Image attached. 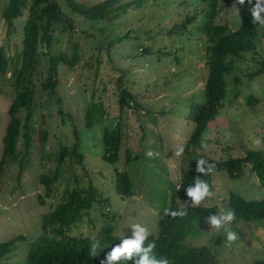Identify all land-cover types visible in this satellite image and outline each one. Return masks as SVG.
I'll return each instance as SVG.
<instances>
[{
	"label": "rangeland",
	"instance_id": "374dc122",
	"mask_svg": "<svg viewBox=\"0 0 264 264\" xmlns=\"http://www.w3.org/2000/svg\"><path fill=\"white\" fill-rule=\"evenodd\" d=\"M56 1L61 20L52 27L51 46L46 49L39 44L37 48L39 63L31 80L32 118L27 121L25 110L19 111L17 149L0 168V243L24 237L0 264H23L31 242L41 236L63 235L54 212L68 191L93 187L96 195L88 213L65 235L94 238L111 228L113 235L125 238L132 235L134 223L156 235L165 210L185 206L176 190L191 159L206 156L223 161L243 158L248 151L264 154L261 27L253 49L232 57L233 70L225 77L224 106L207 125L200 146L185 150L194 129L188 115L193 105L204 101L213 55L214 41L204 28L209 22L237 29L240 18L234 0H223L214 8L205 0H148L139 7H122L118 15L95 22L69 11L65 0ZM74 1L93 4L101 0ZM8 3L0 0V48L12 59L9 68L0 73V160L8 109L16 95L14 57L22 50L28 16L23 10L12 30L2 16ZM245 11L250 13L248 8ZM59 55L74 62L56 65L58 83L51 95L42 90L46 79L42 71L48 69L50 57ZM122 96L125 101L121 104ZM25 124L31 130L29 143ZM112 129L121 139L114 164L103 158L102 143L105 130ZM255 139L261 143L256 145ZM180 146L184 152L177 157L174 153ZM62 148H75L83 156L82 163L76 156H66L54 193L47 197L40 177L57 170L61 156L57 153ZM116 171L126 174L131 195L116 191ZM211 178L214 195L202 206L229 208L230 193L248 201L264 200V186L249 165L239 178H231L223 170ZM206 219L198 221L188 234L187 246L206 247L219 264H253L264 259V222L231 223L238 240L229 245L224 230L210 228Z\"/></svg>",
	"mask_w": 264,
	"mask_h": 264
},
{
	"label": "trees",
	"instance_id": "16d2710c",
	"mask_svg": "<svg viewBox=\"0 0 264 264\" xmlns=\"http://www.w3.org/2000/svg\"><path fill=\"white\" fill-rule=\"evenodd\" d=\"M69 11L77 13L88 22H95L112 18L118 15L122 7H139L148 0H101L93 4L76 3L74 0H65ZM212 8L218 6L223 0H205ZM232 1V0H229ZM235 2V0H234ZM56 0H9L8 5L3 9L2 16L9 28L13 30L14 21L20 18L23 10H27L28 16L23 27L22 50L14 57L15 73V91L14 100L9 106V121L3 137L2 158L0 168L7 157L14 155L20 134L21 121L18 117L21 109L25 110L26 120H30L33 115V84L32 77L38 67L37 48L43 44L49 49L52 42V27L61 20V13ZM255 3V0H253ZM239 15V26L231 31L226 26H212L208 22L204 31L211 40L212 59L209 63V72L204 88V101L201 104H195L191 107L188 118L194 123V129L186 142L185 150L197 148L201 144L202 134L207 125L214 120L220 109L224 106L226 99V81L225 77L233 70L234 60L232 57H239L243 53L250 52L255 44L259 25L252 23L251 13L246 14L245 6L236 4ZM208 16L212 12H206ZM191 19H188L189 22ZM186 22V23H187ZM186 23L182 24V32ZM51 62L48 69L42 71L46 79L42 82V90L53 94L56 86V65L62 62L71 65L74 60L67 59L64 55L50 57ZM11 56L0 48V73L3 74L9 68ZM264 68V62L262 64ZM3 71V72H2ZM250 100V98H249ZM125 101L124 96L120 102ZM250 103V101H248ZM27 142L30 141V128L27 124L23 125ZM45 132H43L44 140ZM103 158L114 164L117 159V153L120 148V133L116 129L105 130L103 139ZM73 148L72 151L62 148L57 154L61 155L57 159V170L52 175L43 174L40 177V183L45 187V195L49 197L54 193L53 185L57 181L59 168L66 156H76L77 162L82 163L83 156L78 154ZM203 157L208 163H215L217 171H225L231 178H239L243 174L245 166L260 180V185L264 186V154L260 151H248L243 158H229L218 161L206 156H198L191 159L186 168H184L178 189L177 196L188 201L186 189L194 183L197 176L212 185V174L204 175L197 173L196 162ZM117 172L116 191L123 195H131L130 182L123 172ZM94 188L87 190L68 191L63 202L57 207L54 216L63 229L61 237L41 236L29 244L23 264H100L112 247L121 242L123 238L112 234L111 228H105L94 238H83L81 236L73 237L65 235L66 231L72 229L75 223L81 219L90 210L95 199ZM229 208L235 210L236 218L233 224L243 221L246 223L253 221L264 222V200H245L236 193H230L228 196ZM187 215L183 217H172L166 212L185 210ZM219 211L216 206H173L165 210L158 223V232L156 235H149L145 241V246L155 240L156 247L153 255L157 258L166 256L170 264H219L216 256L206 247H190L185 244V239L193 230L195 225L201 219ZM131 237V236H129ZM125 237V238H129ZM24 240L23 236H18L11 240L0 243V259L7 256L14 248L15 243ZM98 242L95 256L91 255L92 245ZM133 260L121 259L118 264H134ZM253 264H264L263 260L255 261Z\"/></svg>",
	"mask_w": 264,
	"mask_h": 264
},
{
	"label": "clouds",
	"instance_id": "9594fccd",
	"mask_svg": "<svg viewBox=\"0 0 264 264\" xmlns=\"http://www.w3.org/2000/svg\"><path fill=\"white\" fill-rule=\"evenodd\" d=\"M246 0H235V4L245 6ZM248 11L251 13L252 23L259 25V27L264 28V0H247ZM254 143L259 145L261 143L260 139H255ZM202 148H207V145H202ZM184 152L183 146H180L174 153L175 156H182ZM149 157L153 155L151 151L147 153ZM216 169L215 163H208L203 157L199 158L196 162L197 173L204 175H211ZM186 195L189 198L185 201V205L199 207L203 201L212 198L214 193L211 190L209 183L203 179L201 176H197L194 179V183L187 187ZM166 214L172 217H183L187 215L185 210H177L166 212ZM236 213L235 210L231 208H220V210L212 215H209L206 222L210 225V228L216 230L223 229L226 234V242L231 245V243L238 240V235L235 231L230 228L231 223L235 220ZM132 235L129 238H123L119 244L112 247L111 251L108 252L100 264H118V262L123 259L126 261L133 260L136 257L134 264H170L169 259L166 256L160 258L155 257L152 253L156 247L155 240L148 243L145 246V241L148 239L150 232L147 227L141 225L140 223H134L131 225ZM98 247V242L92 245L91 255L95 256L96 248Z\"/></svg>",
	"mask_w": 264,
	"mask_h": 264
}]
</instances>
